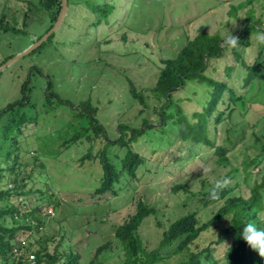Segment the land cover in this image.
<instances>
[{
    "label": "rangeland",
    "instance_id": "rangeland-1",
    "mask_svg": "<svg viewBox=\"0 0 264 264\" xmlns=\"http://www.w3.org/2000/svg\"><path fill=\"white\" fill-rule=\"evenodd\" d=\"M245 1L70 0L63 22L45 47L0 71V188L5 189L16 176L9 173L12 157L7 156V151L13 157L21 151L19 168L31 164L34 171L27 182L30 209L36 208L47 220L51 227L46 233L48 237L58 231L71 238L66 247L80 251L81 264H91L97 247L107 240H112L114 247L105 250L93 264L122 263L124 251L115 239V229L130 212L135 211L136 202L141 197L155 206L158 213L145 219L140 234L149 249L158 246L161 232L174 220L190 211L203 210L197 196H191L186 189L199 191L204 186L209 189L231 170L232 166H219L215 162L213 146L185 140L179 134L180 126L173 120L164 122L159 113L162 104L150 88L156 84L163 66L161 59L176 57L189 39L199 33L220 34L222 41L231 34L242 38L246 34L245 27H252L255 19L264 12V0H257L253 5L256 18L248 16L247 10L251 6L239 10L237 16L229 14L233 4L245 5ZM246 17L251 18L244 24ZM49 24L47 18L43 21L35 19L29 22L23 34L0 31V61L29 49ZM255 27L257 29L249 30L253 34L245 38L246 43L239 47L249 64L254 62L261 46L257 40L261 27ZM227 65L237 67L231 76L227 74ZM239 65L240 61H236L232 51L227 50L210 65L208 73L227 81L242 93L243 72H240ZM26 80H29L28 87L32 88L35 110L31 112L28 106L18 109L34 119L33 122L27 120L17 149L10 147V142L5 139L3 126L8 123L10 113L4 111L23 98L22 85ZM50 82L53 91L66 102L58 101L57 96L53 107L44 106ZM132 84L143 92L146 105L134 97ZM207 88L205 83L196 79L187 80L173 93V106L168 110L171 112L180 104L188 116H192L194 111L202 108L203 90ZM155 107H159L158 112ZM235 113L236 128L242 132L232 134V142H227V148L232 165L239 172L227 178L230 185L240 182L243 189L247 186L243 181L244 161L260 151L262 144L257 138L262 136L264 139V88L256 86L252 89ZM94 118L109 140L117 138L120 126H125V138L133 136V148L145 159L136 178L122 177L116 186V196L93 194L103 175L98 162L86 160L80 165L81 157L89 149L95 153L104 147L106 139L89 140L83 136V140L76 143H65ZM224 130L223 126L216 128L211 120L208 137L216 145L225 144ZM126 151L125 146L119 145L109 149L118 165ZM37 161L44 164L36 166ZM202 165L211 167L208 175L203 174ZM250 170L255 177L257 168ZM39 172L42 175L38 176ZM252 181L251 177L249 184L252 185ZM181 183L186 189L175 192L174 185ZM47 186L55 196L48 192L45 200L38 201L40 193L44 195L49 189ZM56 199L60 206L55 205ZM47 203L52 204L47 209H51V216L46 211ZM3 204L7 202L3 201ZM214 208V205L208 207V211ZM208 217L202 214V220ZM218 232L219 227L206 232L199 242L200 248L217 239ZM224 249L225 244L215 243L213 253L217 259L224 256ZM176 260L172 259L170 264Z\"/></svg>",
    "mask_w": 264,
    "mask_h": 264
},
{
    "label": "trees",
    "instance_id": "trees-1",
    "mask_svg": "<svg viewBox=\"0 0 264 264\" xmlns=\"http://www.w3.org/2000/svg\"><path fill=\"white\" fill-rule=\"evenodd\" d=\"M255 2L257 0H246L245 5L243 3L233 4L228 12L230 15L237 16L239 10L251 6L247 10L248 16L255 17L256 8L253 6ZM61 9L62 0H0V31L20 35L26 31L25 27L31 20L43 21L47 18L50 24L42 35L34 39L35 42L53 27ZM263 13L260 14V17H255V23L252 27L249 25L245 27L246 34L242 38L240 35L237 36L240 45L246 43L245 38L252 33V31L249 32L251 28L257 29L255 25L261 27L259 34H264ZM250 18L246 17L244 24ZM53 35L54 33L47 41ZM222 39L223 36L220 34L208 32H201L193 39H189L176 57L161 59L163 66L156 84L150 90H152L153 96L159 100V104H162L159 113L163 116L164 122L168 121L169 123L170 120H173V123L180 126L179 134L185 140L192 139L195 143L200 142L213 146L216 155L215 162L219 166H232L224 177L227 178L239 172L237 167H233L227 148V142H232V134L237 135L242 132L236 128L238 125L235 119L236 108L256 86L264 88V43H261L254 62L249 64L240 48L228 49L223 46ZM47 41L33 52H38L44 48ZM227 50H231L236 61L241 63L239 66L242 68L240 72H243L242 93H238L227 81L208 73L210 65L225 55ZM10 57L12 55L1 60L0 65ZM236 68L235 65H227L228 76H231ZM37 70L40 71L41 69L37 68ZM189 79H196L210 88H207L206 91L203 90L202 108L194 111L190 117L184 109L185 107L180 104L175 108L177 111L174 109L170 112L168 108L173 106V93L183 87ZM28 82L29 80H26L22 85L23 98L9 105L4 111L10 113L8 123L3 127L5 139L10 142L12 148L18 149L19 136L23 133L24 127L27 126V120L33 122L32 119H34L32 116L29 117L24 110L18 109L20 106H28L31 112L35 110V103L31 99L32 88L28 87ZM131 91L135 98L146 105L143 92L139 91L133 84ZM194 94L196 95L197 91ZM57 96L53 91L52 82H50L47 92H45L44 106L53 107L54 99ZM57 98L60 102H66L59 96ZM159 104L158 106H160ZM220 107H224V109H220ZM157 108L159 107H155V110ZM156 111L158 112V110ZM211 120H214L216 128L218 126L225 127V144L216 145L208 137ZM234 123L236 124L234 125ZM125 128V126H120L119 136L114 140H109L106 138L103 128L94 118L90 120L88 126H82L78 134L65 141L66 144L76 143L78 140H83V136L89 140L106 139L104 147L95 153L89 149L80 159V165H84L86 160H93L98 162V166L102 169L103 175L98 187L94 189V195L112 194L116 196L118 194L116 186L122 177L127 175L136 178L139 168L145 162L144 157L133 148V136L130 139L125 138ZM261 138L262 136L257 138V142L261 141L262 144L260 151L244 161L243 181L248 187L242 189L241 183L236 182L235 185H229L225 188L220 193L219 199L214 200L210 198V189L213 186L209 189L204 186L199 191H190L186 189L184 183L174 185L173 190L175 192L186 189L189 193L191 192V196H197L203 210L190 211L174 220L161 232L159 245L152 249L146 246L140 229L145 219L152 214H157L158 210L143 197L139 198L136 202L135 211L130 212L115 229V239L124 251V259L121 264H170L172 259H177L174 264H264V258L253 251L241 236L243 228L249 222L254 223L258 229H264V139ZM114 145L127 148L120 165L112 159L109 152L110 147ZM16 154L13 157L11 152L7 151V156L12 157V166L8 169L9 173L16 176L8 182L5 189L0 188V263L24 264L31 253H36L39 262L43 261L45 264H81L80 251L66 247V242L69 243L71 238H67L65 233L58 231L48 237L46 233L51 227L48 226L47 220L36 208L30 209L28 204L30 190L27 189V182L33 175V166L29 164L28 166L25 165L24 169L19 168L22 159L21 151ZM42 163L37 161L36 166L40 167ZM252 167L257 168L255 177L250 170ZM41 173L38 176L42 175ZM251 177L253 178L252 185L249 184ZM202 184H205V181H202ZM47 188L49 187L47 186ZM237 188H241L240 191H236ZM38 190L43 192L42 189ZM48 192L50 196H55L53 190L49 188L45 190L44 195L40 193V197L37 198L38 201L45 200ZM56 200L55 205L60 206V201ZM3 201H6L7 204H3ZM186 203H190V201ZM51 205V203L49 205L47 203L46 207L50 216L52 213L47 209ZM213 205L216 208L209 212L208 207ZM202 214L209 217L202 220ZM217 227H219L218 238L211 240L206 247L200 248L199 242L203 240L204 234ZM215 243L225 244L224 256L221 259H217L213 253ZM54 244L56 246L52 250ZM112 247H114L112 240H107L99 245L91 264L105 250Z\"/></svg>",
    "mask_w": 264,
    "mask_h": 264
},
{
    "label": "clouds",
    "instance_id": "clouds-1",
    "mask_svg": "<svg viewBox=\"0 0 264 264\" xmlns=\"http://www.w3.org/2000/svg\"><path fill=\"white\" fill-rule=\"evenodd\" d=\"M257 40L260 43H264V34L257 36ZM223 46L228 49H238L241 45L239 37L231 34L224 38ZM202 170L204 175H208L211 172L210 166H203ZM229 178L219 179L215 182L210 189V198L219 199L220 193L230 185ZM242 239L248 244V246L259 254L261 258H264V229H258L254 223H247L242 231Z\"/></svg>",
    "mask_w": 264,
    "mask_h": 264
},
{
    "label": "water",
    "instance_id": "water-1",
    "mask_svg": "<svg viewBox=\"0 0 264 264\" xmlns=\"http://www.w3.org/2000/svg\"><path fill=\"white\" fill-rule=\"evenodd\" d=\"M69 9V4H68V0H62V9L60 11V14L58 16V19L56 20V22L54 23L53 27L51 29H49L40 39H38L37 41L34 42V44L27 49L26 51H24L21 54H18L10 59H8L5 63L0 65V71L4 70L8 65L12 64L13 62H15L16 60L32 53L33 51H35L37 48H39L44 42H46L49 37L58 30L59 26L61 25V23L63 22L67 12Z\"/></svg>",
    "mask_w": 264,
    "mask_h": 264
},
{
    "label": "built area",
    "instance_id": "built-area-1",
    "mask_svg": "<svg viewBox=\"0 0 264 264\" xmlns=\"http://www.w3.org/2000/svg\"><path fill=\"white\" fill-rule=\"evenodd\" d=\"M49 211L51 213V209ZM24 264H45V263L43 261L42 262H39V259H38L36 253H31L29 255V258L27 259V261L24 262Z\"/></svg>",
    "mask_w": 264,
    "mask_h": 264
}]
</instances>
